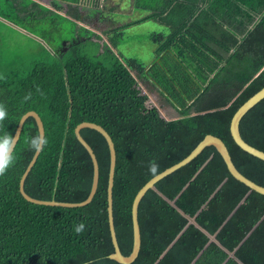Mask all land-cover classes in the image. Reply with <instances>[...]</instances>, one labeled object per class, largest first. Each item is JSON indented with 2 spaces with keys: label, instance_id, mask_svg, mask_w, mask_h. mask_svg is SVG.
Instances as JSON below:
<instances>
[{
  "label": "trees",
  "instance_id": "1",
  "mask_svg": "<svg viewBox=\"0 0 264 264\" xmlns=\"http://www.w3.org/2000/svg\"><path fill=\"white\" fill-rule=\"evenodd\" d=\"M132 3L148 13L106 32L108 43L103 42L98 54L67 46L48 60L33 61L22 75L0 77V102L9 111L0 131L13 135L21 115L34 110L48 140L25 178L28 195L83 200L91 186L92 163L74 127L89 121L110 134L116 151L113 220L124 255L132 249L133 197L155 175L148 170L150 161L159 165L158 173L213 134L223 140L236 168L264 186V161L240 149L229 132L234 111L264 85V0ZM89 4L97 7L96 0ZM68 10L79 17L75 7ZM146 20L169 29L149 36L154 60L144 64L114 53L111 46L123 30ZM138 78L155 86L178 116L166 119L156 106H147ZM239 131L247 143L264 151V98L243 115ZM80 133L98 160L94 197L81 207L38 205L19 192V179L34 153L24 138L38 134L34 118L25 120L15 163L0 176V264H121L108 257L113 252L107 217L108 146L94 129ZM155 187L138 205L141 245L130 264H264V195L233 178L213 146ZM79 221L87 226L82 234L73 231Z\"/></svg>",
  "mask_w": 264,
  "mask_h": 264
},
{
  "label": "rangeland",
  "instance_id": "2",
  "mask_svg": "<svg viewBox=\"0 0 264 264\" xmlns=\"http://www.w3.org/2000/svg\"><path fill=\"white\" fill-rule=\"evenodd\" d=\"M104 2V9L99 7V11L94 7L83 9L90 16L85 22L81 17H72L64 7L55 11L43 4L29 8L33 3L31 0H0V77L22 75L33 61L50 59V48H55L57 53L67 46L76 45L89 56H94L102 50L103 42H107L94 34L102 33L103 22L104 28L113 27L148 13L132 7L133 0ZM48 9L52 11L48 12ZM98 14L99 17L105 16L104 21L97 17ZM167 31L166 26L154 20L132 24L123 30V34L117 37L116 46L111 48L122 57L150 64L155 58V45L149 36L152 33L166 34ZM138 89L141 95L147 96L146 105L156 106L161 116L166 119L178 116L165 96L149 81L138 78Z\"/></svg>",
  "mask_w": 264,
  "mask_h": 264
},
{
  "label": "water",
  "instance_id": "3",
  "mask_svg": "<svg viewBox=\"0 0 264 264\" xmlns=\"http://www.w3.org/2000/svg\"><path fill=\"white\" fill-rule=\"evenodd\" d=\"M264 98V85L257 90L255 93H253L250 97H248L241 105L238 106V108L234 111V113L231 116L230 123H229V132L232 137V140L234 143L243 151L249 153L250 155L257 157L264 161V151L260 150L249 143H247L241 136L239 131V123L243 115L251 109L256 103H258L260 100ZM28 117H33L35 120V123L37 125L38 134L44 135V125L42 122L41 117L39 114L34 110H28L24 112L21 117L19 118V121L17 123L16 129L14 131L13 136L16 137L15 144L20 136L22 126L25 122V120ZM83 128H91L99 132L105 139L108 150H109V169H108V178H107V217H108V228L111 238V243L113 246V252L108 254V257L110 259H113L121 264H130L132 263L135 258L137 257L141 245V235H140V227L138 223V205L142 197L145 195V193L152 189L156 190V183L164 178L165 176L173 173L177 169L181 168L182 166L189 163L191 160H193L205 147L207 146H213L217 152L222 157L228 172L230 175L235 178L237 181L243 183L246 185L250 190H253L259 194L264 195V186L255 183L251 179L247 178L245 175H243L234 165L231 155L228 151L227 146L223 142L221 138L218 136H215L213 134H206L197 144L196 146L181 160L178 162L168 166L167 168L163 169L162 171L156 173L151 178H149L135 193L132 203H131V221H132V235H133V241H132V249L131 252L128 255L122 254L114 227V220H113V199H112V188L114 184V173H115V165H116V151L114 142L110 136V134L106 131L104 127H102L100 124L89 122V121H82L78 123L74 127V134L76 139L79 141V143L85 148L87 151L91 163H92V180H91V186L90 190L87 194V196L77 202H67V201H58L54 199L45 200V199H37L30 195H28L24 190V181L25 178L34 165L38 155L40 152H34L30 161L28 162L24 172L22 173L20 179H19V192L22 195V197L27 200L28 202L38 204V205H45V206H61V207H81L85 206L86 204L90 203L92 198L94 197L97 187H98V181H99V165L98 160L96 158V155L90 146V144L83 138V136L80 133V130ZM189 222H193L192 217H188ZM210 240L215 241L214 235L210 236ZM230 257H235L234 252H229Z\"/></svg>",
  "mask_w": 264,
  "mask_h": 264
},
{
  "label": "clouds",
  "instance_id": "4",
  "mask_svg": "<svg viewBox=\"0 0 264 264\" xmlns=\"http://www.w3.org/2000/svg\"><path fill=\"white\" fill-rule=\"evenodd\" d=\"M60 43L61 41L57 42V47L60 45ZM50 54L53 56L57 55L55 48H50ZM37 90L39 91V88H37ZM8 116V108L3 102H0V123L5 121ZM15 141V136L8 132L0 131V176H3L15 163ZM24 143L29 149L38 153L44 150L48 140L43 134H37L30 137H25ZM158 168L159 165L155 161L149 162L148 170L150 173L156 174ZM86 227L87 226L83 221H79L73 225V231L76 234H82Z\"/></svg>",
  "mask_w": 264,
  "mask_h": 264
},
{
  "label": "crops",
  "instance_id": "5",
  "mask_svg": "<svg viewBox=\"0 0 264 264\" xmlns=\"http://www.w3.org/2000/svg\"><path fill=\"white\" fill-rule=\"evenodd\" d=\"M31 1H33V3H32V5L29 8H31L32 6L37 5V4H43V5L48 6L50 9H53L55 11H59V10H62V9L65 8L67 10V12H68L69 11L68 10L69 6L75 7L76 8V12L79 14V17H81L85 22H88V19L90 18V16L85 14L83 12V9H85V8H93L92 6H90L91 4H89V1H93V3H94V0H79L78 3H74V4L69 3V2H67L65 0H31ZM96 3H97L96 11H99V7H102L104 9V7H105L104 0H96ZM132 7H133V3H132ZM50 9H48V12L52 11ZM107 10L108 11H112V8H108ZM97 17H99V14L97 15ZM99 18H102V21H104L105 16L99 17ZM131 21H134V20H130L129 22H131ZM125 23H128V22H125ZM125 23H123V24H125ZM120 25H122V24H120ZM120 25H118V26H120ZM102 26H103L102 27V33L101 34L98 33V35L100 36V38L102 37L108 43V34H106V32H108L110 29L115 28L117 26L104 28L106 26L104 24V22H103ZM167 30H168L167 31V33H168L169 29L167 28ZM104 35H105V37H104ZM170 55L174 56V54H170ZM212 241H214V240H212ZM215 242L217 243L216 240H215Z\"/></svg>",
  "mask_w": 264,
  "mask_h": 264
}]
</instances>
